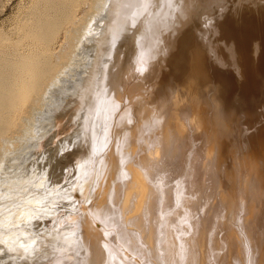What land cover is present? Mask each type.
Listing matches in <instances>:
<instances>
[{"label":"bare ground","instance_id":"6f19581e","mask_svg":"<svg viewBox=\"0 0 264 264\" xmlns=\"http://www.w3.org/2000/svg\"><path fill=\"white\" fill-rule=\"evenodd\" d=\"M42 1L44 18L13 44L30 40L34 50L7 62L0 54V150L58 77L61 31L68 37L80 24L83 0ZM144 1L147 10L135 12ZM127 2L109 8L116 31L128 18V39L113 52L114 74L109 66L114 127L85 217L93 244L85 264H138L134 255L151 264H264V0H178L162 25L155 0Z\"/></svg>","mask_w":264,"mask_h":264},{"label":"rangeland","instance_id":"374dc122","mask_svg":"<svg viewBox=\"0 0 264 264\" xmlns=\"http://www.w3.org/2000/svg\"><path fill=\"white\" fill-rule=\"evenodd\" d=\"M83 1L84 3L78 9L76 20L80 21L77 23L85 25L82 27L85 29L88 27L89 30L82 29L78 24V30L74 31L77 32H72L68 37L65 31H61L55 47V57H58L56 61L59 63L58 77L46 86L41 102L46 101L39 102L31 109L32 111L29 109L30 112L24 117L18 131L6 136V142L0 150V264H83V262L85 264L91 256L89 247L93 244L85 217L92 209L91 201L95 199L94 193L100 182L102 163L111 144L110 135L113 134L112 124L115 115L112 119L109 118L106 106L109 101L107 95L111 92L107 95L106 93L112 90L110 86L114 77L112 74L116 69L112 67L114 63L112 56L114 50L118 48V40L125 39L124 28L128 18L122 15V22L119 23L121 25H118L116 31L117 19L114 20V12L109 8L112 9L114 5L121 2L123 4L125 0H104L107 2H105L106 5L102 0L100 2L99 0L97 2L96 0ZM133 1H136V4L139 1L142 2V0ZM133 1L129 0V2ZM173 1L176 3H170L169 0H161V3L160 0H155L152 16L153 19L159 17L156 22L165 23L172 18L171 15L179 3H177L178 0ZM36 2L42 9L44 5L42 0H0V54L8 56L4 59L5 61L16 58L15 54L12 55L15 50L21 55L34 50L28 47L30 40L25 41L24 47H19L20 49H15L13 44H16L17 40L23 37L28 28L38 19L44 18V10L36 11L39 9ZM103 4L105 6L102 8ZM149 4L148 1L142 2L135 12L147 10ZM173 4L175 5L172 7ZM106 6L108 9L104 8ZM31 10H35L34 13ZM29 11L32 13L31 16ZM105 11L107 13L101 15ZM168 11L169 15L165 13ZM36 12L39 14H35ZM41 12L43 17H39ZM90 13H93L91 17H89ZM31 19L33 22H30ZM191 24L192 21L186 26L191 27ZM163 25L165 29L170 26V23L168 27ZM112 29H115L114 35H110ZM136 30L138 35L140 29ZM81 32L84 34H80ZM214 35V38L219 37L217 29L212 36ZM223 42L226 41L219 44L223 45L224 54L229 58L232 50L230 47L225 50L226 46ZM106 44L107 47L104 46ZM10 45L13 46L10 47ZM77 47H81V51L79 48V50L76 49ZM20 50L23 54L19 52ZM3 58L0 56V61H3L0 62V71L4 69L7 62L1 60ZM65 65L66 72L63 70ZM109 66L113 69L112 71ZM163 69V72L167 71ZM110 71L113 73H108ZM101 106L102 109H100ZM242 213L239 211L238 216H234L237 223L234 221L232 225L238 229L245 226ZM96 226L101 225L97 223ZM134 256L137 257L134 261L138 264H151L148 260L150 257L142 260L139 256Z\"/></svg>","mask_w":264,"mask_h":264}]
</instances>
